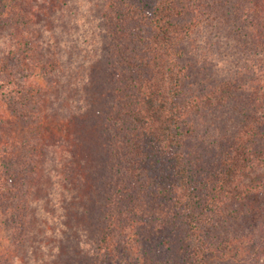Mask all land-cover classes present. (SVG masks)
Here are the masks:
<instances>
[{"label":"trees","instance_id":"1","mask_svg":"<svg viewBox=\"0 0 264 264\" xmlns=\"http://www.w3.org/2000/svg\"><path fill=\"white\" fill-rule=\"evenodd\" d=\"M7 1L0 264H264V0Z\"/></svg>","mask_w":264,"mask_h":264},{"label":"rangeland","instance_id":"2","mask_svg":"<svg viewBox=\"0 0 264 264\" xmlns=\"http://www.w3.org/2000/svg\"><path fill=\"white\" fill-rule=\"evenodd\" d=\"M7 2H8L7 0H0V6L6 5ZM55 18L59 19L58 17H55ZM41 20H44L46 22L50 21L48 18L43 19V18H39V17L36 21L41 22ZM34 84L36 85V88H38V87L40 88V92H41L40 94H42V92H44V91L46 93V90L44 88L45 83L41 79L36 78ZM38 98H39V100H41L40 103L37 104V106H36V108L39 109V112L44 110V109H47L49 107V105L51 104V101L48 99V96H46V95H44V97L41 99H40V97H38ZM47 114H48V112L43 114V119H42L43 123L41 124V127L43 129H36L34 126H32V123H31V126H32L31 127V126H29V123L27 124V123H24L23 121H21L18 117H16L15 114H13L10 111V109L4 103H2L0 101V162L1 163L5 161L8 164L12 160H14V162H17V160L20 159L19 156H21L23 153H26L23 151H26L28 148V139H30V137L32 135H34V133L36 131H39L40 133H42L43 134L42 136L46 135L45 133L48 132L47 130L49 128H52V129H49V130H51L52 133L56 132V130L53 129V126H52L53 120H52V118L46 117ZM46 137H48V135ZM14 157H17V158H14ZM1 163H0V165H1ZM2 168H3V166H0V170H2ZM46 168L47 167H45L43 165V172ZM55 168L56 167L54 166V168H51V169H55ZM37 174H39V175L41 174L40 168L37 169ZM28 180H30V179H28ZM26 185H25L26 187H24V189H28L29 191L34 190V192H35L34 197L35 198L36 197L43 198V197L48 196V194H49L46 186L43 183L38 188H35L34 184L32 185L30 182H29V184H26ZM1 207H0V209H1ZM38 254L39 253L36 252L34 255L36 257H39Z\"/></svg>","mask_w":264,"mask_h":264}]
</instances>
